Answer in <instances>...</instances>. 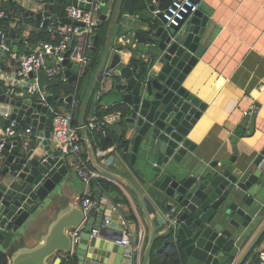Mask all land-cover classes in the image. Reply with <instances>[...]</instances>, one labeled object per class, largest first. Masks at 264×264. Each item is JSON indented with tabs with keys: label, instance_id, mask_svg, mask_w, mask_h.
<instances>
[{
	"label": "water",
	"instance_id": "95a60500",
	"mask_svg": "<svg viewBox=\"0 0 264 264\" xmlns=\"http://www.w3.org/2000/svg\"><path fill=\"white\" fill-rule=\"evenodd\" d=\"M61 1L87 12L93 9L92 0H85L87 3ZM124 1H116L99 67L80 109L78 126L92 167L136 195L148 230L142 264H150L154 245L160 238L164 239L166 247L175 246L182 264H225L232 257L234 264H243L264 237L263 224L238 257L251 224L260 216V210L254 215L255 208L250 210L244 205L252 206L255 196L264 188V131L250 152L239 157L235 148L230 159L217 158L210 163L201 157L198 145L191 139L209 111L205 100L208 91L202 78L207 52L203 39L210 11L201 2L199 9L178 27L167 26L162 17L158 18L147 42L150 47L147 67L134 70L122 61L120 48L113 47ZM100 4V22H103L108 7L106 0H101ZM26 16L44 18L46 25L53 15L42 11L27 12ZM61 22L72 23L68 18ZM74 24L83 25L82 22ZM97 39V35L91 37L93 43ZM16 45L17 34L11 28L6 48L0 47V58L5 60ZM62 65L72 84L78 78L75 75L78 65L69 59ZM105 69L114 70V77L122 81L118 84L122 93L119 106L124 113H119L120 137L125 139L126 151L132 146L131 164L134 165L138 157L142 161L141 178L155 206L154 217L142 193L128 178L99 163L96 148L88 137V102L92 88ZM56 101L69 107L74 96L59 98L48 93L44 104L31 98L9 99L0 88V103L10 104L11 120L31 125L44 137L35 143L16 140L6 145L5 167L0 172V250L10 253V264H61L60 254L76 255L78 264L86 261L122 264L128 255L126 247L118 243L123 235L109 233L102 227L104 209H100L98 216L88 218L81 207L64 203L67 178L73 180L76 170L61 159V151L53 148L50 141L52 111L48 106ZM256 120L255 111L245 138L254 136ZM232 143L236 144L237 138H233ZM95 194L101 200L97 190ZM52 211L56 212L55 217L36 243L28 246L26 240L38 232ZM155 220L163 228L159 233ZM83 222L80 239L73 247L70 232ZM96 229L99 234L93 236Z\"/></svg>",
	"mask_w": 264,
	"mask_h": 264
},
{
	"label": "crops",
	"instance_id": "0c3cea01",
	"mask_svg": "<svg viewBox=\"0 0 264 264\" xmlns=\"http://www.w3.org/2000/svg\"><path fill=\"white\" fill-rule=\"evenodd\" d=\"M8 1H13L17 6L27 11L38 13L44 10L41 4L42 0H1L2 3H7ZM116 1L117 0H106L108 13L106 15V20L103 22H100V17L102 15L101 4H97L94 9L93 15L96 23L101 27L100 31L106 32L105 44ZM143 1L145 2V8L139 14L130 15L122 14L121 12V18L115 29L113 47L120 48L122 61L126 65H130L133 59H137L145 64L148 63L150 59V47H147V42H141V37L144 35L148 40L150 39L151 30L153 29L152 25L158 20V18L154 17L153 11L157 8H161V0ZM202 2L210 11L208 14L210 19L207 32L203 39V44L207 47V52L203 59L205 63L203 67L205 73L202 78V82L208 91L205 100L209 103V111L206 114L205 122L197 126L191 139L198 145L202 155L201 157L210 163L217 158L221 160L230 159L234 156L235 148L238 150L239 157L250 152L251 148L257 143L264 131V0H202ZM42 22L45 23L44 18H42ZM40 24L35 20H30L29 23L25 24L26 27L21 36H18L16 32L18 44L23 42L26 43L24 40L28 39L30 34L37 31ZM14 29L16 31V28ZM94 35H98V32L95 31ZM26 46L30 47L28 44ZM14 47L15 46H12L11 52H14ZM15 53H19V51ZM112 55L113 51L109 58H111ZM6 59V69L0 70L2 78L5 77V87L6 84L13 82L16 70V65L12 63L8 57H6ZM0 61H3V59L0 58ZM87 69V67H78L75 75L77 77L81 76L84 70ZM119 82L122 81L119 79L116 81L114 79H109L101 83L95 97V102H99L102 111L105 112L119 107L122 100V93L118 85ZM15 87L18 97L22 98L21 100L27 98L21 94L25 93L21 85L17 83ZM44 90L47 93L46 87H44ZM65 97L68 96H60L59 98ZM60 103L65 105L64 102ZM8 111V105L6 103H0V116H4ZM255 111L257 112L256 132L253 137L245 138L247 125L249 124L252 113ZM119 113L120 111H114L104 118L107 120L106 129L120 138L122 134V125L118 124L119 117L113 118V116L119 115ZM21 124L22 129L29 126L24 122ZM241 127H244V134L242 135L237 133L238 129ZM3 134L4 130L0 127V139L3 138ZM35 134H40V131L35 130ZM233 138H237L236 144L232 143ZM37 140L38 139L32 138L23 141L26 144H30L35 143ZM93 144L96 148L99 163L105 169L128 178L142 193L150 215L154 217L155 206L141 178L140 170L143 165L142 161L140 157H138L135 164L132 165L128 163L124 157L125 155H129L130 160H132V146L130 145L129 150L126 151L125 143L124 154L119 152L116 146H113L108 150H104L105 154L99 155L98 153L102 152L103 149L96 139ZM53 148L55 147L53 146ZM83 154L84 159L88 162L89 169L95 170L92 167L85 146ZM5 156L2 157L0 162V172H2L5 167L3 165ZM100 178L106 179L117 185L127 197L130 208L121 204L115 205L104 190L100 187H90L84 180V189H82L80 185L77 187L75 177L73 180L70 179V177L67 178V183L63 191L64 203L76 205L83 209L81 199L87 194H91L93 198L95 196L94 200L99 204V209H92L89 213H86L87 217L91 218L98 216L100 209L103 208L105 220L110 219L111 221L109 226L104 227L106 231L109 233H121L123 235L125 230H129L133 234L130 240L131 245L133 247H138V252H136V264H142L144 250L147 245L148 230L144 223L139 201L130 189L104 176H100L96 179ZM96 190L99 192L101 200L97 199V195L95 194ZM263 191L264 188L261 193ZM263 207L264 202L260 207H256L254 215L260 210V216L256 220L257 226L254 227L255 230H250L249 237L243 243V246H241L242 249L238 257H240L246 246L252 241L260 227L264 224ZM113 208H116L117 211L114 212ZM130 211L136 217V221L128 219ZM55 213V211H52L45 224L38 232L26 240L28 246H33L36 243L38 236L46 230L49 221L55 217ZM122 220L127 222V227L122 224ZM155 222L156 231L159 233L163 230L162 225L157 220H155ZM84 225L85 223L83 222L78 229L82 231ZM139 234H141L140 239ZM258 248L259 247L255 250V259H251L250 262H255V260H257ZM157 250L160 252L161 246L157 247ZM64 255L66 254H60L58 257L62 260ZM238 257L236 259H238ZM234 263L235 261L233 260L232 264ZM85 264L99 263L86 261ZM122 264H129L126 257H124Z\"/></svg>",
	"mask_w": 264,
	"mask_h": 264
},
{
	"label": "built area",
	"instance_id": "2783aa9c",
	"mask_svg": "<svg viewBox=\"0 0 264 264\" xmlns=\"http://www.w3.org/2000/svg\"><path fill=\"white\" fill-rule=\"evenodd\" d=\"M100 2L101 0H92L93 9L90 12L78 6L68 4L66 18L72 21L71 24L59 26L55 22H52L50 25L48 23L46 25L41 23L39 26L42 29L45 25V29L51 35L52 41L40 42L30 53L20 54L10 51L7 57L16 65V70L13 82L6 84L5 89H3L4 95L9 99H15L14 96L18 95L15 86L18 83L24 89L23 92L25 93H21L23 96L26 97L28 95V98H32L38 95L41 102L46 104L47 93L40 83V75L43 70H45L49 79H58L62 83H67L69 78L66 76V68L62 65L66 59H69L71 63L78 65V67H88L92 63L91 53L93 50V42L91 41V37L94 35V29L97 27L93 14L95 6ZM201 2L202 0H171L170 5L166 9L157 8L153 11V15L155 18L162 17L167 26L178 27L189 15L199 9ZM84 3L87 2L84 0ZM41 4L44 9L43 11L46 10L45 12H50V7L55 5L54 2L48 0H42ZM8 15L14 18L12 27L16 28L25 25L24 13L19 8H15L11 14H8L5 10H0V19ZM74 22H82L83 25H76ZM7 37L5 32H0V47L6 48L5 42ZM71 43L73 44L71 45ZM31 74H33V77L30 76ZM102 77L103 81L109 80L110 77H114V70L105 69ZM4 79L5 77L2 78L0 75V80L3 83L5 81ZM7 105L9 111L5 113L4 117L10 120V125L4 131L0 151L6 148L8 140L16 138L22 140H30L32 138L44 139L40 134H35V129L31 125L20 129L19 124L15 120H11L12 108L10 104ZM71 106L66 111L55 109L51 105L48 106L52 111L50 141L56 149L61 151V159L67 160L76 170L77 174L90 186V183L94 179L102 175L96 170H90L88 162L84 159V143L80 128L73 124L77 107L76 102L73 101ZM96 108L97 106L94 104L92 106L94 112ZM118 117L119 115L113 116V118ZM106 122V118L98 119L94 114L86 125V130L91 134L104 133L107 127ZM98 154H105V151L99 152ZM81 201L85 213H89L92 209H99V204L91 194H87ZM113 211L115 212L117 209L113 208ZM110 224V219H106L102 227H107ZM122 224L127 227L125 220H122ZM80 234L81 230L78 228L70 232L73 247L78 244ZM98 234V229L92 233L93 236ZM132 237L133 234L129 230H125L122 240L118 242L127 248L128 255L126 256V260L129 264H133L136 252H138V247H133L130 243ZM140 238L141 234H139ZM257 255L258 264H264V239L257 250Z\"/></svg>",
	"mask_w": 264,
	"mask_h": 264
},
{
	"label": "trees",
	"instance_id": "16d2710c",
	"mask_svg": "<svg viewBox=\"0 0 264 264\" xmlns=\"http://www.w3.org/2000/svg\"><path fill=\"white\" fill-rule=\"evenodd\" d=\"M52 1L55 3L53 7H50V13L53 15L52 18L48 21V25H50L52 22H55L57 25L62 26L64 23H62V19L66 18V8L68 4L66 2H63L61 0H48ZM171 3V0H161V9H166ZM0 10H5L8 14H11V12L15 8H19L23 13H24V22L25 24L29 23L30 20H35L40 24L42 22V19H37L35 16H27L26 13L31 11H27L19 6H17L13 1H8L7 3H2L0 0ZM145 8V2L143 0H125L122 8V14H130V15H136L139 14L143 9ZM14 21V18L11 15H8L7 17H4L0 23V32H5L6 35L8 36L9 31L12 27V22ZM45 24L44 22H42ZM47 25V26H48ZM26 25H22L20 27H16V32L18 36L22 35V32L25 30ZM44 27L37 28V31L33 32L30 34V37L24 41L26 43H20L17 45L19 49V53H30L32 52L37 45L40 42H46V41H52L51 35L46 31ZM101 27L97 26L96 31L98 32V39L96 43H93V50L91 53L92 56V63L88 66V69L91 70L92 73L90 74V77H87L88 75H83V76H78V78L70 84L69 81L67 84L69 85L68 89L65 90V95L64 96H74V101L76 102V116L74 115V120L73 124L74 126H78V120H79V115H80V109L81 105L86 93V89L89 87L91 84L94 75L99 67L100 63V58L101 54L104 50L105 46V40H106V32H101ZM141 37V42L146 43L148 42V38H146L144 35ZM30 45L26 46V45ZM7 62L6 60L0 61V70L6 69L5 63ZM49 66V65H48ZM130 66L134 70L138 69H146L147 64L137 60L133 59L131 60ZM41 85L46 87L47 93L49 94H54L58 97L62 96L61 94V84L62 82L59 81L58 79H49L47 76L45 70L41 72ZM103 82V77L96 83V85L92 88L91 94H90V99L88 102V111H87V116H86V125L89 123L90 119L92 116H95L98 119L104 118L106 115L111 114L114 111H120L123 113V110L119 107H115L112 110L109 111H102V107H100L99 102L95 103L94 99L96 97L97 92L99 91V87L101 86V83ZM0 88L5 89L4 83L0 80ZM119 89H121L119 87ZM17 92V91H16ZM14 98L18 101L21 100V97H18V95H15ZM95 104L97 106L95 112L92 109V106ZM72 106L70 105L69 108ZM68 108V107H67ZM124 114V113H123ZM2 116V115H1ZM0 116V127L5 131L9 125H10V120L5 118L4 116ZM22 124H19L20 129ZM27 127V126H26ZM110 130L106 129L104 133H99V134H91L88 131V137L91 139L92 143H94L95 139L99 142V145L101 148L104 150H108L109 148L116 146V149L124 154L125 150V140L122 137H118L117 135L110 133ZM238 134L242 135L244 134V127H241L237 131ZM3 139V138H2ZM2 139H0V144ZM19 138L13 139V140H8L6 145L8 143H11L15 140H18ZM35 141V140H33ZM94 145V144H93ZM85 146V145H84ZM7 154V150L4 149L3 151H0V162L3 156ZM126 161L128 163H131V160L129 158V155L124 156ZM90 187H100L102 190H104L111 201L115 205H124L130 208V203L127 199V197L124 195L122 190L115 184L107 181L106 179L100 178V179H94L90 183ZM95 198V196H94ZM128 219L136 221V217L134 214L130 211V214L128 215ZM264 237L261 239L260 243L258 246L261 245ZM1 242V238H0ZM148 243V239H147ZM161 246V251L159 252L157 250V247ZM257 249V248H256ZM256 254L255 252H252L251 255L246 259V261L243 264H258V258L255 260V262H250L251 259H255ZM233 257L230 258L225 264H232ZM0 264H10V253L6 250H0ZM61 264H78V258L76 255H64L62 259ZM133 264H136V256L134 257V262ZM150 264H182V260L180 258V255L178 251L176 250L175 246L172 244L170 246H165L164 244V239H158L154 245V249L152 252L151 256V261Z\"/></svg>",
	"mask_w": 264,
	"mask_h": 264
},
{
	"label": "rangeland",
	"instance_id": "374dc122",
	"mask_svg": "<svg viewBox=\"0 0 264 264\" xmlns=\"http://www.w3.org/2000/svg\"><path fill=\"white\" fill-rule=\"evenodd\" d=\"M95 31H96V28L94 29V32H95ZM18 51H19L18 47L15 46V47H14V52H18ZM87 68H88V67H87ZM88 72H89V73H92L90 69H87V70H84V72L81 74V76H83V75H88L87 77H90V74H88ZM109 79H110V80H111V79H112V80L114 79L115 81L118 80V79H116L115 77H110ZM60 86H61V87H60V88H61V94H62V96H64V95H65V90L68 89L69 85H68L67 83H62ZM26 97L28 98V95H27ZM31 99H32V100H36V101H41V99H40V97H39L38 95L32 97ZM94 102H95V99H94ZM53 107H54L55 109H59V110H61V111H66V107H65V105H63L62 103H60V102H58V101H56V102L54 103ZM76 112H77V111H75V114H76ZM75 116H76V115H75ZM74 177H75V181H76V186L78 187V186L80 185V186L82 187V189H84V187H85V182H84L83 179L77 174L76 171L74 172ZM263 202H264V191H263L262 193H260L259 195H256V196H255V201H254V203L252 204V206H246V205H244V206L247 207V208H249L250 210H253L254 208L256 209L257 206L260 207V205L263 204ZM257 247H259V246H257ZM257 247H256V248H257ZM254 252H255V251H254Z\"/></svg>",
	"mask_w": 264,
	"mask_h": 264
},
{
	"label": "flooded vegetation",
	"instance_id": "af4514ba",
	"mask_svg": "<svg viewBox=\"0 0 264 264\" xmlns=\"http://www.w3.org/2000/svg\"><path fill=\"white\" fill-rule=\"evenodd\" d=\"M256 220H257V219H256ZM256 220H255V222L253 223V225L251 224V226H250L251 230L254 229V227L257 226V225H256V224H257V223H256V222H257ZM254 230H255V229H254ZM249 234H250V233H249ZM248 237H249V235H248Z\"/></svg>",
	"mask_w": 264,
	"mask_h": 264
}]
</instances>
